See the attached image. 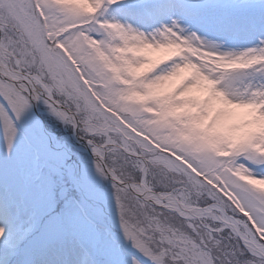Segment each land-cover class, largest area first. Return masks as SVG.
Instances as JSON below:
<instances>
[{"label":"snow or ice","instance_id":"6c2138e0","mask_svg":"<svg viewBox=\"0 0 264 264\" xmlns=\"http://www.w3.org/2000/svg\"><path fill=\"white\" fill-rule=\"evenodd\" d=\"M0 264H264V0H0Z\"/></svg>","mask_w":264,"mask_h":264},{"label":"rangeland","instance_id":"374dc122","mask_svg":"<svg viewBox=\"0 0 264 264\" xmlns=\"http://www.w3.org/2000/svg\"><path fill=\"white\" fill-rule=\"evenodd\" d=\"M151 55H152V58L156 60V59H159L163 54L162 53H152Z\"/></svg>","mask_w":264,"mask_h":264}]
</instances>
